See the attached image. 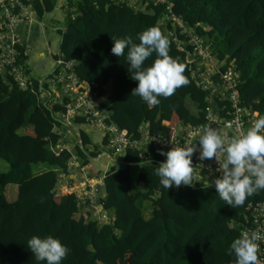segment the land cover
<instances>
[{"label": "trees", "instance_id": "1", "mask_svg": "<svg viewBox=\"0 0 264 264\" xmlns=\"http://www.w3.org/2000/svg\"><path fill=\"white\" fill-rule=\"evenodd\" d=\"M58 1L36 0L37 18L52 13ZM67 1L75 12L68 11L58 29L60 54L66 61L76 59V76L94 86L110 123L138 137L147 123L152 133L167 134L170 128L163 122H206L208 93L196 86L187 52L179 51L168 37L167 27L172 26L161 25L166 5L138 12L119 0ZM169 1L175 15L207 38L214 55L235 62L243 106L264 117V0ZM149 27L167 38L168 55L183 64L186 80L172 95L158 96L154 105L131 95L136 82L130 79L125 56L111 53V37L128 36L138 44L137 34ZM155 58L153 52L144 66H151ZM40 94L38 80L33 89L24 90L0 73V162L8 166L0 171V264H46L37 262L26 247L33 235H51L67 247L60 264H235L230 245L242 233L232 225L242 221L249 203L264 201V189L235 208L217 196L215 187L204 184L167 190L154 173L165 159L160 151L169 149L129 150L124 164L106 174L101 206L110 223L100 224L91 210L84 213L78 206L75 194H59L58 189L60 175L68 172L73 157L86 166L100 153H89L91 141L81 130L74 151L57 155L56 146L69 144L61 134L65 121L57 118L64 114L65 104L42 101ZM73 124L80 127L84 122L78 118ZM41 165L47 169L35 172ZM135 166L137 184L132 180ZM9 185L18 187L14 202L6 196Z\"/></svg>", "mask_w": 264, "mask_h": 264}, {"label": "built area", "instance_id": "2", "mask_svg": "<svg viewBox=\"0 0 264 264\" xmlns=\"http://www.w3.org/2000/svg\"><path fill=\"white\" fill-rule=\"evenodd\" d=\"M36 0H0V73L5 78H11L21 89H33L34 78L29 69V51L22 41L19 33V25L25 22H34L36 11L34 2ZM134 11H145L150 5H166L167 13L161 21L162 26L168 28V37L175 42L181 52H187V62L190 66L192 78L196 86L208 93L207 101L209 108L205 123L201 125L176 124L163 122L170 128L167 134L152 133L150 125L144 124L138 131V137L131 136L127 130H122L115 124L110 123L109 115L101 108L98 95L94 86L88 82L81 81L75 74L76 59L66 61L58 54L54 62L56 67L48 75L45 81H39L41 86L40 99L52 101L53 104H65L63 120L65 126L70 130L78 132V126L73 124L75 119H82L84 126L92 128L100 133L102 146L114 151V156H123L129 150H138L148 146L170 149L172 145L177 147H195L192 165L194 181L193 188L200 184L214 187L211 183L199 176L214 178L219 173L217 169L224 163L225 153L220 152L211 159L200 160L198 152V138L205 127L218 130L225 138V145L231 138L240 135L252 126L253 122L261 118L256 111L244 107L241 99L239 84L240 74L234 61L220 60L211 51V43L206 37L197 33L195 28L188 27L186 23L172 11L173 4L169 0H119ZM62 7L66 12H75L64 0ZM55 87L61 91V95L54 97L50 89ZM82 125V126H83ZM62 134V132H61ZM264 134V129L261 133ZM72 151L68 145L56 146L57 155L63 150ZM107 156L110 161L117 160ZM142 161H146L144 153L139 154ZM78 160L73 157L69 163L68 172L61 174L62 183L59 186V194H75L78 206L84 211L91 210L93 216L100 224L110 223L109 214L103 211L101 199L104 197V180L109 170L89 176L83 174V178L75 185H68L71 171L78 168ZM123 165V160L117 162ZM115 166L112 165L111 168ZM88 169V168H87ZM232 226L241 230L257 232L258 239V264H264V201L249 203L245 208L242 221L233 223Z\"/></svg>", "mask_w": 264, "mask_h": 264}, {"label": "clouds", "instance_id": "3", "mask_svg": "<svg viewBox=\"0 0 264 264\" xmlns=\"http://www.w3.org/2000/svg\"><path fill=\"white\" fill-rule=\"evenodd\" d=\"M137 38L138 44L128 36L111 37V53L125 56L130 79L136 82L131 95L154 105L158 103V96L168 97L175 88L186 83L184 66L168 55V40L158 28L149 27L138 33ZM153 52L156 58L151 66H144V61ZM261 129H264V117L255 120L246 132L231 138L226 145L223 135L212 127H205L197 140L200 160L216 159L218 153H225L224 163L217 169L219 174L210 183L217 196L231 208L241 206L247 196L264 189V135L260 134ZM195 145H172L168 151H160L165 159L155 168L154 174L163 188L192 186ZM257 239V232L247 231L231 243L230 253L235 257V264H258ZM26 247L37 262L46 264H60L68 252L67 247L51 235L43 238L33 235L27 240Z\"/></svg>", "mask_w": 264, "mask_h": 264}, {"label": "rangeland", "instance_id": "4", "mask_svg": "<svg viewBox=\"0 0 264 264\" xmlns=\"http://www.w3.org/2000/svg\"><path fill=\"white\" fill-rule=\"evenodd\" d=\"M66 17H67V12L64 10V8L62 7V9H61V8L57 7L52 13L46 14L44 19H43V25H42L43 26L42 27L43 33L42 34H43L44 38L47 40V42L50 43L52 48L54 49V55L58 54V50H59L60 43H61V38H60V36L55 35V31L64 26ZM55 49H56V54H55ZM41 52H42V49L35 51V53H33V54L31 53L30 54L31 61L28 62V65H29V69L31 70L32 76L34 79L39 80V81H43V80L45 81L46 78L48 77V75L56 67V64L54 62V58H51V60L49 62L35 63V61H33L35 54L36 53L40 54ZM48 84L49 83H47V81H45V85H48ZM50 89L53 92L55 98L57 96L61 95V91L58 88L55 87L54 89H52V87L50 86ZM190 107L194 110V106L192 104H190ZM57 118L63 120V115L58 114ZM89 129L91 130V133H90L91 140L94 143L95 148H98V150L101 153H106L107 155H109L112 158L117 160L116 162L109 161L108 157L105 156L102 159H99L98 162L93 163V167L95 168V170H96V168H101L102 173H104L106 170H110L111 167L110 166L107 167V163H108V165L111 164V165H115V166L117 165L118 166L117 162L122 161V155L119 154V155L114 156L113 150H110V149L102 146L100 133H98L96 130H94L92 128H89ZM69 145L73 146L74 143L69 142ZM45 169H47L46 165H41L35 170V172H41ZM7 170H8V166L5 163L0 162V171L6 172ZM138 175H139V167L135 166L133 168V171H132V180H133L134 184L138 183ZM199 179H204L206 182L210 183V181L213 178L212 177H206V176H199ZM6 196L10 202H14L18 196V187L16 185H9L6 188ZM85 212L86 211H84V213Z\"/></svg>", "mask_w": 264, "mask_h": 264}, {"label": "crops", "instance_id": "5", "mask_svg": "<svg viewBox=\"0 0 264 264\" xmlns=\"http://www.w3.org/2000/svg\"><path fill=\"white\" fill-rule=\"evenodd\" d=\"M63 2H64V0H59L57 7L62 9ZM43 19L40 20L39 18H37V16H35L34 22H25V23H21L19 25V33L21 35L23 43L25 44V46L27 47V49L29 51V55L31 53L32 54L35 53V51L42 49V52L40 54L39 53L35 54V57L33 59V61H35V63L49 62L51 60V58H54V49L52 48L51 44L47 42V40L44 38V36L42 34L43 33V28H42L43 27L42 26L43 25ZM55 35L59 36L58 30L55 31ZM55 54H56V49H55ZM56 56L57 55H55V58H56ZM30 61H31V58H29V62ZM77 129H78V132L73 131L71 133H68L70 130L65 126V130L62 131V133L64 135H66V137L69 139V142H73L75 144L76 143V137L77 138L79 137V132L82 130L83 132H85L87 134V136L89 137V139L91 141V144L87 148L89 153L97 151L100 154L96 158L91 159L90 165H86V166H83L81 164V162L77 159L78 160L77 163H78L79 167L75 168L73 171H71V175H69L70 179L67 182L68 185L77 184L83 178V174H88L89 176L94 177L95 175H97V173H99V172L102 173L101 168H96V170H95V168H92V166H93V163L98 162V160L105 157L104 154H106V153H101L98 150V148L97 149L95 148V145L91 140V135H90L91 130L87 126L83 125ZM101 144H102V138H101ZM68 146L71 150L74 151L75 145L71 146L68 144ZM109 161H110V159H109ZM109 166L111 167L112 165L111 164L108 165V163H107V167H109ZM89 210H86V211H89Z\"/></svg>", "mask_w": 264, "mask_h": 264}]
</instances>
